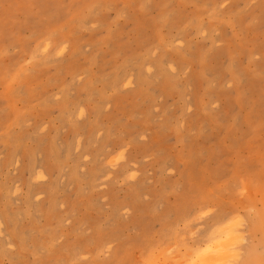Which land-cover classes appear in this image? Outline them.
Listing matches in <instances>:
<instances>
[{
  "label": "rangeland",
  "instance_id": "374dc122",
  "mask_svg": "<svg viewBox=\"0 0 264 264\" xmlns=\"http://www.w3.org/2000/svg\"><path fill=\"white\" fill-rule=\"evenodd\" d=\"M229 237L264 264V0H0V264Z\"/></svg>",
  "mask_w": 264,
  "mask_h": 264
},
{
  "label": "bare ground",
  "instance_id": "6f19581e",
  "mask_svg": "<svg viewBox=\"0 0 264 264\" xmlns=\"http://www.w3.org/2000/svg\"><path fill=\"white\" fill-rule=\"evenodd\" d=\"M218 239V238H217ZM230 239H231V237H229V238H226L225 240H223L222 242H220L219 243V241H217L218 243H215L216 245H215V247L216 248H218V247H221V249L220 248H218V249H216V250H214V251H216L215 252V254H213V253H210L209 252V250H211L210 248L208 249V247H207V249H208V251H206L205 252V254H204V252L203 253H200V251H199V255L196 257V254L194 253V255H195V258H197V261L196 262H192L191 261V263L190 264H197L198 262H199V264H225L226 262V256H229V252L228 251H225V249L227 248L228 250H232L230 247H231V244H230ZM222 243V244H221ZM209 246V245H208ZM225 248V249H224ZM222 249H224V250H222ZM213 252V251H212ZM213 254V255H212ZM189 256H192V255H189ZM184 257V256H183ZM187 259V258H186ZM189 260V259H188ZM192 260H193V258H192ZM223 261L225 262V263H223ZM185 262V261H184ZM189 263V262H188ZM188 263H186V264H188ZM227 264V263H226Z\"/></svg>",
  "mask_w": 264,
  "mask_h": 264
}]
</instances>
